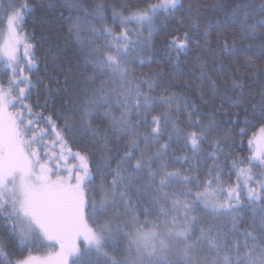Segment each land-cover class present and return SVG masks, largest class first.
I'll return each instance as SVG.
<instances>
[{
	"label": "snow or ice",
	"instance_id": "snow-or-ice-1",
	"mask_svg": "<svg viewBox=\"0 0 264 264\" xmlns=\"http://www.w3.org/2000/svg\"><path fill=\"white\" fill-rule=\"evenodd\" d=\"M64 6L66 46L49 53L40 76L38 45L24 28L33 5L0 0V264H264V139L253 134L250 155L228 164L232 132L205 111L222 91L245 106L240 68L220 52L235 54L238 39L259 40L264 52V0H241L215 22L201 0L126 5L113 14L119 31L96 27L100 5ZM161 14L182 26L166 41L169 68L137 73L155 63L144 53ZM243 68L264 77L250 58ZM173 82L195 99L171 91ZM243 114L246 124L249 115L260 121L264 138V91ZM178 141L190 155L169 159ZM40 248L53 254L33 255Z\"/></svg>",
	"mask_w": 264,
	"mask_h": 264
},
{
	"label": "trees",
	"instance_id": "trees-1",
	"mask_svg": "<svg viewBox=\"0 0 264 264\" xmlns=\"http://www.w3.org/2000/svg\"><path fill=\"white\" fill-rule=\"evenodd\" d=\"M86 4L89 10H93L96 5H100V9L98 10L100 16L103 17L101 20L100 17H93L94 22L96 23V27L99 28L101 24H105L109 27H112L114 31H119L118 27V19L114 17V12L123 11L126 5L131 6L132 8L143 7L145 4L149 2H156V0H80ZM185 4H187L188 0H183ZM202 4L206 5V7L202 8V12L205 17L210 21H217L224 15L225 11L228 8L234 7L237 3L241 2V0H201ZM29 3L33 5L34 10L27 14V22L24 26L25 31L29 34H33L35 39L33 43L38 45L37 47V57L39 58V72L37 73L40 76L44 75L45 72V64L51 62L50 52L57 51V46L60 49L65 48V37L67 36L66 26H67V16L68 10L65 8V0H29ZM215 5H224L223 8H215ZM127 15V13H124ZM3 16V10L0 9V17ZM176 16L179 17L180 13H176ZM155 27L153 29L151 35V45L147 51H145V55H149L154 57L155 63H152L150 67H138L137 73H150L155 70L157 67H163L167 71L169 68L168 61V50L166 46V41L171 38V33L179 34V29L182 27L178 25L175 19L168 18L165 19L163 14L158 16L154 21ZM207 26V23L205 24ZM127 27L136 28L137 25L130 24ZM0 28H3V24H0ZM235 29H228L226 36L231 42L232 34L235 32ZM216 32L212 33L213 36V46L214 51L220 52L219 48L215 47V36ZM148 31H144V36L148 37ZM202 42V38H201ZM259 40H247L241 41L237 40V48L235 54L225 55L223 52H220V58L223 60L225 66L231 65L234 61L236 62V67L240 68L239 79L240 82L244 85L243 92L245 97L247 98L245 101V106H235L230 104L228 100H223L221 97L225 95L222 91L219 97H216L211 101V106H206L205 111H216L218 120L221 125L231 130L232 136L228 140L229 144H234L233 147L228 148L225 147V152H230L232 154L231 158L228 160V164L231 163L232 159L244 158L250 155L249 153V145L247 141L253 138V134L256 135V138L264 139L261 137L259 132L260 121L252 118L251 115L248 116L249 123H245L244 109L248 107L250 103H255L260 99V93L264 91V77L261 76L260 73H256L253 77L252 73H248L243 68V62L250 58L255 65H264V52H261L259 49ZM193 51H195L198 55L203 56L205 59L208 58V55L204 52H200L195 48V44L193 42ZM67 55L71 58V53H67ZM192 53H189L188 59H191ZM219 63V61H217ZM35 75L33 76V80H35ZM78 79V77H75ZM223 79H227L226 76H222ZM0 79H6L2 75V68H0ZM61 82H63V77H61ZM49 82L46 80L45 84ZM201 82L196 80V84L199 85ZM44 86L40 85V87L32 93L33 100L37 95H44ZM69 90H71V83L69 84ZM171 91L183 93L184 95L193 96V94L187 91L184 88L176 86V82L172 83L170 88ZM227 95L229 96H239V92L228 90ZM193 99L195 97L193 96ZM207 99V97H206ZM199 103V101H197ZM221 105H223L221 109ZM59 107V104H57ZM50 110V109H49ZM45 110L44 115H48V111ZM250 110V109H249ZM36 111H40V109H36ZM224 113H228L225 115ZM238 116V123H229L230 119H236ZM183 127V124L181 125ZM240 129H244L245 135H238ZM141 132L145 131L144 128L140 129ZM84 143V142H82ZM73 151L79 150V146L73 145ZM143 148L144 145L141 144ZM205 150H207V145H204ZM155 151V148L152 149ZM190 155L187 149L182 146V142L178 141L173 143L168 152L169 159H175L176 157H183L185 155ZM223 159V157H221ZM94 162H99L98 160ZM212 161L209 160L210 164ZM114 166V165H113ZM188 165H182L180 163H176L173 165L174 168H184ZM172 170V169H170ZM95 171V170H94ZM227 178V177H226ZM235 181V176H232V182ZM121 248L124 245H120ZM13 251H17L13 249ZM51 251L48 248H40L39 250L33 251V255L44 258ZM110 254L115 255L116 259H120L121 255L118 253Z\"/></svg>",
	"mask_w": 264,
	"mask_h": 264
},
{
	"label": "rangeland",
	"instance_id": "rangeland-1",
	"mask_svg": "<svg viewBox=\"0 0 264 264\" xmlns=\"http://www.w3.org/2000/svg\"><path fill=\"white\" fill-rule=\"evenodd\" d=\"M4 27V26H3ZM2 40H3V37H0V42H2ZM50 254H53V250L51 249V251L47 254V256L48 255H50Z\"/></svg>",
	"mask_w": 264,
	"mask_h": 264
}]
</instances>
